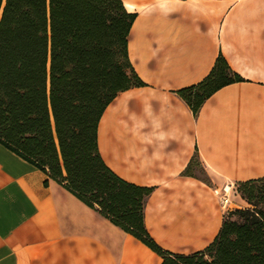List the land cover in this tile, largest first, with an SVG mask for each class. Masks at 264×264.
Masks as SVG:
<instances>
[{
    "label": "crops",
    "instance_id": "crops-1",
    "mask_svg": "<svg viewBox=\"0 0 264 264\" xmlns=\"http://www.w3.org/2000/svg\"><path fill=\"white\" fill-rule=\"evenodd\" d=\"M128 53L145 83L105 109L98 146L122 178L153 187L146 228L174 253L202 250L226 211L217 189L264 177V0H129ZM222 54L242 79L194 113L177 93ZM194 156L206 172L192 168ZM238 192L231 209L247 207ZM162 256L0 142V264H161Z\"/></svg>",
    "mask_w": 264,
    "mask_h": 264
},
{
    "label": "trees",
    "instance_id": "trees-1",
    "mask_svg": "<svg viewBox=\"0 0 264 264\" xmlns=\"http://www.w3.org/2000/svg\"><path fill=\"white\" fill-rule=\"evenodd\" d=\"M136 16L122 0H0V142L148 245L161 264H264V177L236 183L251 206L230 210L212 243L184 254L161 247L146 228L153 187L105 162L98 146L105 109L145 84L128 53ZM240 79L220 54L207 77L177 93L197 113Z\"/></svg>",
    "mask_w": 264,
    "mask_h": 264
},
{
    "label": "built area",
    "instance_id": "built-area-1",
    "mask_svg": "<svg viewBox=\"0 0 264 264\" xmlns=\"http://www.w3.org/2000/svg\"><path fill=\"white\" fill-rule=\"evenodd\" d=\"M216 191L220 197L221 203L226 213H228L230 210H232L231 206L233 202V196L237 193L235 185L231 182H228Z\"/></svg>",
    "mask_w": 264,
    "mask_h": 264
},
{
    "label": "rangeland",
    "instance_id": "rangeland-1",
    "mask_svg": "<svg viewBox=\"0 0 264 264\" xmlns=\"http://www.w3.org/2000/svg\"><path fill=\"white\" fill-rule=\"evenodd\" d=\"M193 161H194V163H193V165H192V168H193L194 170H196V172H198V174H199L200 176L205 177L206 172H205V170H204V167H203L201 161L198 159V157H197V156H194ZM235 186H236V187H239V185H235ZM238 193L241 194L240 192H238ZM261 205H262V204H261ZM249 206H251V205H249ZM237 208H241V207H237Z\"/></svg>",
    "mask_w": 264,
    "mask_h": 264
},
{
    "label": "bare ground",
    "instance_id": "bare-ground-1",
    "mask_svg": "<svg viewBox=\"0 0 264 264\" xmlns=\"http://www.w3.org/2000/svg\"><path fill=\"white\" fill-rule=\"evenodd\" d=\"M125 3L129 9H133L135 7V4L129 0H125Z\"/></svg>",
    "mask_w": 264,
    "mask_h": 264
}]
</instances>
